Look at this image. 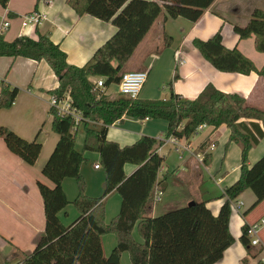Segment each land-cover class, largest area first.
Listing matches in <instances>:
<instances>
[{
    "label": "trees",
    "instance_id": "16d2710c",
    "mask_svg": "<svg viewBox=\"0 0 264 264\" xmlns=\"http://www.w3.org/2000/svg\"><path fill=\"white\" fill-rule=\"evenodd\" d=\"M9 1L0 0V4L6 9ZM193 1L201 15L216 0ZM67 4L79 16L89 15L117 28L116 34L83 67L70 65L67 54L49 35L37 31L36 38L20 36L11 42L0 35V58L45 61L58 78V86L50 94L60 99L69 94L72 106L81 112L85 123L83 151L79 152L74 120L50 110L52 128L59 135V141L42 172L54 187L38 183L45 207V232L33 252L21 256V263L121 264L124 253L129 254L131 264L217 263L235 243L229 228L232 202L247 190L256 196L249 212L264 201V156L253 166L248 164L250 151L264 138V111L250 106L244 97L225 94L212 84L195 100L175 94L172 84L170 98L166 100H132L122 94L110 98L102 94L95 88L93 79L105 78L106 88L118 85L128 61L157 19L163 13L165 20L183 16L188 9L186 0H67ZM234 32L240 40L254 37L256 50L264 53L263 10H254L248 24L235 25ZM193 45L218 71L264 76V67L258 70L238 48L229 49L223 44L221 30L208 40L194 39ZM18 93V88L1 83L0 111L11 108ZM124 116L143 121L165 120L168 122L166 137L179 140L190 141L203 126L214 129L226 126L230 130L228 144L241 145V174L234 185L225 188L223 197L227 200L218 216L211 213L206 202L192 203L156 218L150 216L156 186L161 184L158 174L163 158L156 149L162 141L143 136L126 147L108 141L109 126L122 121ZM0 137L11 153L28 165L36 164L42 149L38 140H24L6 127H0ZM85 152L100 154L106 187L99 198L86 195V181L81 172L86 162ZM210 162L211 156L206 157L205 164ZM126 164L138 166L130 177L125 174ZM68 178L75 179L79 188L74 201L79 217L70 227L64 226L59 218L70 204L63 189V182ZM113 192L120 195L121 208L107 224L104 199ZM135 231L141 240L135 239ZM109 234L115 235L117 245L106 257L102 237ZM240 240L250 251L246 225Z\"/></svg>",
    "mask_w": 264,
    "mask_h": 264
},
{
    "label": "crops",
    "instance_id": "0c3cea01",
    "mask_svg": "<svg viewBox=\"0 0 264 264\" xmlns=\"http://www.w3.org/2000/svg\"><path fill=\"white\" fill-rule=\"evenodd\" d=\"M256 9L264 11V0H216L201 15L192 3L177 19L165 20L163 13L124 68V72H148L139 99H169L171 94H163L161 90L172 84L175 94L195 100L206 86L212 84L225 94L244 97L250 106L264 111V76L218 71L193 45L194 39L208 40L221 30L223 44L229 49L238 48L261 70L264 53L256 50L255 38L240 40L234 32L235 25L245 27L248 24ZM32 12L43 15V21L38 26L23 27L21 17ZM5 21H9V27L1 35L7 41L20 36L36 38L37 31L49 35L67 54V62L77 67L85 66L117 32L112 23L89 15H77L67 0H10L6 9L0 4V29ZM0 81L19 89L14 105L0 111V127L10 129L24 140H38L42 145L36 164L31 166L11 153L0 137V264H22L21 256L33 252L46 227L44 201L38 183L54 187L42 170L59 141V135L53 131L50 114V92L57 88L58 78L45 61L1 57ZM111 87L106 88V96L115 98L120 95L119 87L114 93ZM84 125L81 123L75 128L79 152L83 151L85 141ZM167 129L168 122L162 119L143 121L124 116L122 121L109 126L107 139L121 147L131 146L143 136L162 141L156 149L163 158L158 174L161 184L156 189H162L164 196L161 202L153 203L151 217L156 218L196 202H206L211 213L218 216L227 200L223 197L225 188L240 178L241 145L235 142L228 144L231 132L226 126L218 129L203 126L190 141L182 139L177 144L166 137ZM84 156L86 162L81 172L86 181V195L99 198L106 187L103 168H95V165H101L100 154L85 152ZM199 156L204 161H200ZM208 156H211V162L205 164ZM262 156L264 138L250 151L249 166ZM137 169L138 166L126 164V176L130 177ZM207 176L215 183L214 187L207 183ZM63 189L70 204L59 218L64 226L70 227L79 217L74 205L79 188L75 179L68 178L63 182ZM255 201V194L247 190L232 203L229 228L235 243L215 264H260L262 249L250 247L249 251L240 240L245 225L264 218V201L249 212ZM104 202L105 221L109 224L120 212L121 197L113 192ZM254 212L257 213L253 215ZM136 233L135 239L141 240ZM261 239L264 245V233ZM102 245L108 257L117 245L115 235L103 236ZM129 260V254L124 253L121 263L128 264Z\"/></svg>",
    "mask_w": 264,
    "mask_h": 264
},
{
    "label": "built area",
    "instance_id": "2783aa9c",
    "mask_svg": "<svg viewBox=\"0 0 264 264\" xmlns=\"http://www.w3.org/2000/svg\"><path fill=\"white\" fill-rule=\"evenodd\" d=\"M22 19V26L25 28L38 26L43 21V15L39 12H32L27 14ZM9 27V21H5L2 24L0 29V35ZM180 60V58H179ZM182 62V61H180ZM148 79V72L145 71H135V72H127L124 73L120 83L118 84L119 93L129 97L132 100H137L140 97L141 91L147 82ZM1 85V81H0ZM95 88L100 90L102 94L106 95V85H105V78H98L95 81ZM50 106L52 109L57 111L58 115L71 117L74 120L75 127L79 126L81 123H84L83 116L80 111H78L75 107L72 106V98L69 94H66L64 98L60 99L56 95H51L50 98ZM90 124H95L92 121H87ZM202 128V127H201ZM200 128V129H201ZM171 141L174 144L179 142V139L175 137H170ZM200 161H204V158L198 157ZM96 169H100L101 165H95ZM164 196V192L157 188L154 194V203H159L162 201ZM233 203V202H232ZM233 204L231 205V207ZM234 208H236L234 206ZM264 229V218L260 219L259 221L247 224V236L250 241V247L254 248H261L262 254L259 256V262L264 264V245L262 244L261 233Z\"/></svg>",
    "mask_w": 264,
    "mask_h": 264
},
{
    "label": "rangeland",
    "instance_id": "374dc122",
    "mask_svg": "<svg viewBox=\"0 0 264 264\" xmlns=\"http://www.w3.org/2000/svg\"><path fill=\"white\" fill-rule=\"evenodd\" d=\"M194 1L193 0H186V6L188 7L190 4H192ZM131 72H133V71H131ZM125 73H127V72H125ZM118 86V85H117ZM115 85H113L111 88V92L112 93H114V92H117V88L118 87H116ZM161 91H163V94H167V95H170L171 94V91H170V89L167 87V88H165L164 90H161ZM115 96V95H114ZM227 146V145H226ZM206 180L208 181L207 183H209L210 185H213V187L215 186V183L213 182V180L209 177V176H207L206 177ZM257 211V210H256ZM252 212V211H251ZM250 212V213H251ZM257 212H254L253 213V215H255ZM263 233H264V231H262V235H263ZM135 235V234H134ZM136 235H137V233H136ZM262 235H261V237H262ZM138 236V235H137ZM244 246V245H243ZM122 264V263H121ZM123 264H125V263H123ZM128 264H130V260H129V262H128Z\"/></svg>",
    "mask_w": 264,
    "mask_h": 264
}]
</instances>
